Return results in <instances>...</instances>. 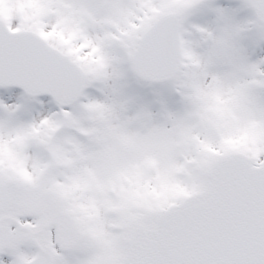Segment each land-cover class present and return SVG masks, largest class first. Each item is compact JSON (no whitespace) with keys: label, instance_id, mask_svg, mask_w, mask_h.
<instances>
[{"label":"snow or ice","instance_id":"6c2138e0","mask_svg":"<svg viewBox=\"0 0 264 264\" xmlns=\"http://www.w3.org/2000/svg\"><path fill=\"white\" fill-rule=\"evenodd\" d=\"M0 264H264V0H0Z\"/></svg>","mask_w":264,"mask_h":264}]
</instances>
